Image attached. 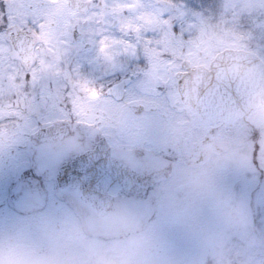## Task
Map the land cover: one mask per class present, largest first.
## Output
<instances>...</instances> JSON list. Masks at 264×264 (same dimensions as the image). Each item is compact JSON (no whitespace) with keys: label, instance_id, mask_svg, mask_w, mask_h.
<instances>
[{"label":"rangeland","instance_id":"obj_1","mask_svg":"<svg viewBox=\"0 0 264 264\" xmlns=\"http://www.w3.org/2000/svg\"><path fill=\"white\" fill-rule=\"evenodd\" d=\"M40 1L59 8L64 0ZM103 1L105 12L108 13V10L111 13L108 25L112 24L114 14L131 9L132 4V0ZM167 1L175 10L169 11L168 20L165 19V22L168 21V31L163 36L166 48L163 53L162 49L154 48L150 55L153 60H167L170 80L172 68L180 69L179 64L183 60H190L193 66H208L216 54L225 49L249 50L264 61V17L260 15V25L255 29L253 25H247L246 17L240 16L249 9L261 8L264 0ZM238 8L240 12L237 13ZM72 20L71 24L77 19ZM116 20L124 19L116 17ZM127 26L129 30L142 27L132 25L131 15ZM92 27L97 28L98 23H93ZM160 32L153 33L151 37L162 40ZM132 41L122 31L123 58L137 56V50L129 48ZM57 54L60 63H57L56 74L78 73L81 65L79 58L69 57L68 49H61ZM156 70H160L159 77L166 78L164 66L151 69V74ZM154 88L144 85L146 90ZM168 89L172 93H164L162 97V93L136 97L138 105L148 107V112L141 119V128L145 126L147 140L150 139L151 143L142 146L138 143L129 146L121 144L117 148L124 158L121 160L124 166L142 167L154 176L162 175L170 168L174 174L169 182H175L176 176L180 182H173L175 187L167 190L164 183L157 182L153 187L148 185V191L142 188L141 195L137 197L120 194L114 204L118 219L100 225L94 224L93 218L103 213L105 208H88L83 205L84 201L66 194H58L55 199L44 181L39 188L46 190L48 200L53 197L55 201L52 202L54 206L50 203L52 206L43 210V214L35 206L29 212L31 206H27V201L17 205L10 202L9 208L3 209L5 193H2L0 264H48L51 260V264H233L234 256L237 254L242 259L246 245L253 243L250 240L254 231L264 238V110L257 108L246 121L239 120L231 130H227L183 106L174 80L168 81ZM75 96L78 97L76 94L68 97V93H60L58 102L72 110ZM70 115V111L60 113L58 119ZM215 128H218V133L213 132ZM28 133L26 130L25 134ZM204 143L213 144V148L200 164L191 163L192 168L182 161L173 162L176 158L182 159L198 152ZM214 144L219 145L221 153L216 151ZM47 148L42 146L40 155H37L41 172L45 167L53 169L57 155L62 153L55 147V157L49 159ZM134 148L142 149L145 157L137 159L132 153ZM137 168L134 170L138 172ZM150 177H130V187L136 185L138 188ZM21 184L23 182H15L12 191ZM33 197L34 205H46L42 194L36 193ZM179 203H185V206L179 209ZM194 204L200 207L192 208ZM104 206L106 204L101 208ZM11 211L14 212L13 218L10 223H5L3 218ZM112 212V207L105 211ZM16 217L20 220L27 217L30 221L33 217H44L45 224L40 225V231L35 236L37 240L33 238L34 226L19 227ZM185 227L187 229L183 230ZM44 245L49 251H44ZM251 258L252 255L243 260L250 263Z\"/></svg>","mask_w":264,"mask_h":264},{"label":"flooded vegetation","instance_id":"obj_2","mask_svg":"<svg viewBox=\"0 0 264 264\" xmlns=\"http://www.w3.org/2000/svg\"><path fill=\"white\" fill-rule=\"evenodd\" d=\"M84 1L90 3L87 12L71 9L67 0L59 8L40 0L0 1V194L5 193L3 209L9 208L10 202L17 205L27 201V206H31L29 212L35 206L43 214L53 205V197L58 194L70 195L78 198V201H84L71 186L82 173L87 172L86 169L91 164L90 158H84L83 153L103 142L110 149L109 158L113 162H120L124 160L117 148L121 144L149 145L151 142L150 139L147 140L145 126L141 128V119L148 112V107L138 105L136 97L147 93H162V97L164 93H172L168 89V81L174 80L178 87L177 76L182 72L183 61L179 64L180 69L176 68L174 71L172 68L170 80L167 60H153L150 55L154 48L162 49V53L164 47L166 48V38L163 36L168 31V21L165 22V19L168 20L169 11L175 10L170 7L169 1L132 0L131 9L119 10L117 15H113L111 25L107 24L111 13L108 10V13L105 12L103 0ZM130 15L132 25H142L141 28H127ZM116 17L124 20L118 21ZM74 18L77 20L71 24L70 20ZM93 23H98V27H92ZM75 31L78 32L80 40L74 38ZM122 31L128 39L133 40L129 48L137 50V56L123 58L120 42ZM156 32H160L162 40L151 37ZM29 48L31 52L28 55L31 58L25 59L24 55ZM61 49H68L69 57L81 60L77 74H56L57 63H60L57 53ZM158 65L164 66L165 79L158 75L160 68L151 74V69ZM144 85L155 88L146 90ZM176 92L179 93L178 89ZM60 93H68V97L78 95L75 96L74 109L69 110L66 105H60ZM166 98L168 99V95ZM182 105L184 106L183 102ZM154 106L157 104L154 103ZM69 111L70 116H60L61 119H58V114ZM51 127L59 129L60 132L66 131V134L37 135ZM26 130L28 134H25ZM42 146L48 147L49 159H54L55 147L61 149L62 153L57 155L58 160L56 158L53 169L45 167L41 172L37 155H40ZM132 153L137 159L145 157L140 148L132 149ZM195 155L194 153L189 157L185 156L186 158H176L174 161L187 160L194 163ZM101 158L105 159L106 156ZM106 167L111 170L109 172L118 171L111 163ZM177 177L174 184L180 182ZM171 180L173 177L161 182L166 184V190L175 187L173 182L170 183ZM41 181L46 182L48 190L53 192L52 200L45 197V189L39 188ZM15 182L23 184L12 191ZM135 186L128 190L118 180L111 182L107 188L108 201L104 207L107 210L112 207L114 212L115 200L120 194L125 193L131 197L141 195L139 192L143 186ZM36 193L42 194V201L46 205H34L33 196ZM199 196H202L201 193ZM84 203L88 207L85 201ZM187 205L190 206L189 203ZM177 206L182 209L180 206H185V203ZM191 206L200 207L195 204ZM104 207L94 208L102 210ZM15 211L19 214L18 210ZM100 214L103 219L112 216V213ZM13 215L12 211L7 213L3 221L10 223ZM170 219L174 220L173 217ZM98 220L101 221L98 217L93 218L94 224L100 223ZM16 222L19 227H32L45 224V219L33 217L30 221L27 217L22 220L16 217ZM186 222L190 224L189 220ZM186 229L187 227L183 228ZM252 236L250 241L253 240V243L246 245L243 257L252 255L251 262L240 259L236 254L233 264H264V238L256 231ZM43 248L47 251L45 245Z\"/></svg>","mask_w":264,"mask_h":264},{"label":"water","instance_id":"obj_3","mask_svg":"<svg viewBox=\"0 0 264 264\" xmlns=\"http://www.w3.org/2000/svg\"><path fill=\"white\" fill-rule=\"evenodd\" d=\"M69 4L72 8L83 12L90 7V3L81 0H69ZM76 38L79 40L77 32ZM183 68L187 72L178 76L182 100L187 106L195 109L204 120L223 123L230 128L238 118L248 115L258 104L264 106V64L254 53L227 49L216 56L210 68L200 66L190 69L186 63ZM45 133L63 136L66 131L60 132L59 129L51 127L40 131L37 135ZM83 156L90 158L91 164L86 169L87 172L82 173L71 186L93 208H99L107 203V188L115 180H119L129 189L130 177L140 179L143 176H151L142 185L146 188L168 176L167 171L155 177L113 162L109 158L110 149L103 142L97 143ZM102 156L106 158L102 159ZM108 163L113 164L118 171L109 172L111 170L106 167Z\"/></svg>","mask_w":264,"mask_h":264},{"label":"trees","instance_id":"obj_4","mask_svg":"<svg viewBox=\"0 0 264 264\" xmlns=\"http://www.w3.org/2000/svg\"><path fill=\"white\" fill-rule=\"evenodd\" d=\"M245 14H246V23H247V25H253L255 27V29H257V27L260 25L259 24L260 15L262 14V18L264 17V6H262L261 8L249 9V11H247ZM240 16H243V14L240 15ZM254 133H256V132H254ZM214 145L216 147V151H218V153H221L222 149L219 147V145L218 144H214ZM211 148H213V144H210V143L209 144H202L200 146L199 151L197 152V155H195L196 156V158H195L196 160L194 162H198V160L200 158L202 159V158L206 157V155L209 154V152H210L209 150ZM39 231H40V225L34 226V228H33V238L35 240H37V238L35 236L37 235V233ZM53 237H54V235H53ZM34 239H33V241H34ZM54 242H55V237H54ZM47 251H49V250H47ZM51 262H52V260L49 261L48 264H51ZM44 264H46V263L44 262Z\"/></svg>","mask_w":264,"mask_h":264}]
</instances>
